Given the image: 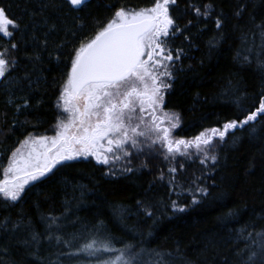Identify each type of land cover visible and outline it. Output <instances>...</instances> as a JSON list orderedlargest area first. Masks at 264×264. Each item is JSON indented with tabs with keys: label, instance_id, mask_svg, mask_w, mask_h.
<instances>
[{
	"label": "trees",
	"instance_id": "1",
	"mask_svg": "<svg viewBox=\"0 0 264 264\" xmlns=\"http://www.w3.org/2000/svg\"><path fill=\"white\" fill-rule=\"evenodd\" d=\"M198 2L213 4L215 13L223 11L229 20L226 35L212 49H209V41L216 35L212 23L214 16L191 27V45L183 37L172 42L173 46L184 47L185 55L175 66L176 79L166 94L164 107L179 113L181 125L176 135L184 139H191L206 129L220 128L224 122L237 117L243 118L264 99L261 97L264 67L243 59L248 54L246 47L254 39L253 45L256 51L263 52L260 59L264 60V50L257 46L262 43V38L259 29L254 27L264 21V0H244L248 7L242 18L232 16L237 0ZM59 3L60 0H0V7H5L22 27L11 39L0 34V49L8 47L11 42L21 45V51L15 54L19 65L7 79L21 78L24 90L12 87L11 95L14 98L29 95L34 106L24 112V116L17 114L15 105L7 102L9 86L0 84V154L33 125L45 126L52 120L51 97L61 78L60 64L72 46L85 33L95 32L98 24H106V17L117 6L138 7L150 4V0H90L81 11L68 17L54 10L52 5ZM42 4H49L43 12ZM184 7L181 0L180 10ZM75 16L81 19H74ZM189 18H192L190 13L181 24ZM45 20L48 24L44 23ZM53 22L58 30L49 35L48 49L42 53V62L37 64L47 82L40 84L39 91L29 93L22 78L32 68L24 54L32 52L33 44L25 45L24 42L29 41L33 33L42 39ZM66 27L71 28L76 36L66 34ZM200 28L204 30L199 31ZM244 40L248 42L246 45ZM58 42H64L60 50L56 47ZM57 51L60 52L59 63L48 56L49 52L55 56ZM35 79L33 75L32 80ZM37 100H43L38 108L35 107ZM19 103L21 101L16 99V104ZM26 119L29 123L21 127ZM252 128L256 129L255 133ZM192 150L193 153L189 154L192 158L177 155L175 160H164L159 145L152 150L145 148L142 154L132 157L131 167L135 171L130 173L121 171L125 161L106 166L97 164L92 158H83L67 162L70 166L58 165L55 176L50 175L28 186L19 201L12 203L0 199V218L10 216L16 221L23 217L25 224L31 222L33 228L43 234L45 224L42 217L51 214L61 218L60 232L66 238L71 233L88 238L102 223L103 234L116 241L115 247L132 244L135 251L145 250L141 264H153L158 260L155 252L164 254L162 264H238L237 251L243 249L246 242L255 248L252 240L257 239L256 233L264 232V114L258 116L254 124L227 134L223 142L215 141V147L209 149V154L217 156L215 164L211 160L200 163L204 153H195V143ZM144 163L147 167L141 166ZM172 166L177 168L175 187L170 186L171 176L167 172ZM110 168L112 174L106 175ZM161 171L165 177L162 181L157 179ZM190 188L193 191L206 188L208 195L196 193L199 203L193 205ZM172 200H177L186 210L173 212L169 206ZM143 206L153 212L151 218L144 214ZM248 233L252 236L247 241L240 238L241 234L247 237ZM20 235L26 233L20 232ZM61 251L67 249L58 246L55 240L51 243L45 241L39 253L41 259L36 260L22 246L10 244L6 252L0 249V264L88 262L84 256L58 257Z\"/></svg>",
	"mask_w": 264,
	"mask_h": 264
},
{
	"label": "snow or ice",
	"instance_id": "2",
	"mask_svg": "<svg viewBox=\"0 0 264 264\" xmlns=\"http://www.w3.org/2000/svg\"><path fill=\"white\" fill-rule=\"evenodd\" d=\"M183 2L185 7L182 10L181 0H153L151 7L139 10L119 7L106 24L97 25L94 36L82 40L72 48L69 70L65 73L55 98V135L29 133L19 142V147L11 153L7 166L3 168L0 199L12 203L19 201L26 186L47 179L50 175L55 176L54 170H58V165L70 166L67 162L80 158L92 157L97 164L106 166L125 161L121 171L134 172L135 169L131 167L132 157L142 154L145 148L152 150L157 145L164 160H175L177 155L187 156V149L195 143L197 151L204 153L200 163L206 164L211 160L215 164L217 156L209 154V149L215 147V141L223 142L227 134L254 124L258 116L264 114V99H261L254 111H249L243 118L226 121L220 128L206 129L190 140L173 137V131L180 127V116L175 112L164 111L165 94L173 88L175 66L185 55V48L173 46L172 42L183 37L191 45V27L201 20L207 22L214 16L212 23L216 35L209 41V49H212L226 35L229 20L223 11L215 13L211 3L201 4L198 0ZM87 3L88 0H60L59 4L52 6L58 14L68 17L81 11ZM47 7L49 4H42L41 12ZM247 7L244 0H237L232 16L242 18ZM189 13L192 18L181 24ZM73 18L81 19L79 16ZM44 23L48 24V21L45 20ZM254 27L259 29L261 49L264 50V21ZM10 29L21 30V25L8 17L6 10L0 7V34L11 39L15 33ZM57 30L58 26L53 22L42 39L33 33L30 40L24 42L25 45L29 42L33 44L32 52L24 54L32 63V68L22 78L29 93L39 91L40 84L47 82L37 64L42 62V53L48 49L49 35ZM65 32L76 36L71 28L66 27ZM56 47L58 50L62 49L64 42H58ZM20 51L21 45L18 42H11L8 47L0 49V82L9 86L7 102L15 105L17 114L34 107L29 95L18 98L11 95L12 87L24 90L21 78L11 82L7 79L19 65V58L15 54ZM247 52L248 55L243 59L250 62L252 48H248ZM261 54L256 52L254 55L258 66L264 67ZM48 56L57 63L60 62L59 51L55 56L49 52ZM33 75L36 77L35 81L32 80ZM33 84L36 85L35 88ZM16 99L21 103L16 104ZM41 103L43 100H37L35 107L38 108ZM165 120L167 126H164ZM27 123L26 119L20 126ZM37 123H40L39 118ZM251 131L255 133L256 129L252 128ZM141 166L147 167V164ZM180 167L183 168V165ZM167 172L171 176L170 186L175 187L177 168L169 167ZM105 174H112L111 168ZM164 178V172L161 171L157 179L162 181ZM151 187L152 184L149 185ZM188 191L192 194L193 205L199 203L196 193L200 196L208 195L206 188H197L195 191L190 188ZM169 206L173 212L186 210L177 200L170 201ZM143 207L144 214L151 218L153 212L149 207ZM42 219L45 224L43 234L35 230L31 222L25 224L23 217L16 221H12L10 216L0 218V249L6 252L8 245L17 244L29 256L40 260L42 244L55 240L58 246L67 249L61 251L58 257L63 255L72 259L84 256L88 258L87 264H141V257L145 254L144 249L135 251L132 244H125L122 248L115 247L116 241L103 234L102 223L96 227L95 234L88 238H83L78 233H71L66 238L60 232V217L49 214ZM20 232H25L26 235H20ZM251 236L252 233H248L247 237L241 234L240 238L247 241ZM256 237L257 239L252 240L255 248L246 242L245 247L237 251L238 264H264V232L256 233ZM154 255L159 259L153 261V264H162L164 254L155 252ZM49 264L55 262L49 261Z\"/></svg>",
	"mask_w": 264,
	"mask_h": 264
},
{
	"label": "rangeland",
	"instance_id": "3",
	"mask_svg": "<svg viewBox=\"0 0 264 264\" xmlns=\"http://www.w3.org/2000/svg\"><path fill=\"white\" fill-rule=\"evenodd\" d=\"M152 3H153V0H150V4L148 3L147 5L146 4H141L140 6H138V7H134V6H123V5H119V6H117V8H119V7H125V8H127V9H130V10H139L140 8H146V7H151L152 6ZM4 9L6 10V8L4 7ZM116 10V9H115ZM115 10H112L111 12H110V14L106 17V23L112 18V16H113V14H114V12H115ZM6 13H7V15H8V17H10L12 20H14V21H16V22H18L17 21V19H14L13 17H12V15H10L9 14V12L6 10ZM19 23V22H18ZM10 30H12V31H14V33L16 34L17 32L19 33L21 30H22V27H21V30H15V29H10ZM94 31H92V32H87V33H85L83 36H82V38L80 39V40H78L73 46H72V48L74 47V46H78V44L82 41V40H85V39H88V38H91L92 36H94ZM253 35H255V34H253ZM254 37V36H253ZM260 38H261V36H259ZM247 41L246 40H244V45H246L247 43H246ZM251 43L250 44H248L249 45V47L247 46H243L242 45V47H246V48H252V50H253V55H251V56H249V59H250V62H248V63H255L256 65H258L257 64V60H256V58H255V53L256 52H258V51H256V49H255V45H253V43H255L256 42V40H251L250 41ZM261 42L260 43H258L257 44V46L258 47H261ZM72 48L70 49V51L68 52V54L66 55V58H65V61H63L62 60V65L60 64V66L62 67V73H61V75H60V80H59V84H58V87H57V90L54 92V94H53V96L51 97L52 98V101H51V105H52V109H53V113H54V116H53V118H52V120L51 121H49L48 123H47V125H40V126H35V127H33L32 129H30V130H26L27 131V133L26 134H24L22 137H19L18 138V140L17 141H15V142H13L12 143V145L9 147V149L8 150H6V152L5 153H1L0 154V178H2V171H3V168L4 167H6L7 166V163H8V161H9V158H10V156H11V153L17 148V147H19V142L20 141H23L25 138H26V136L29 134V133H34V134H37V135H39V134H46V135H49V136H51V135H55V130H54V125L56 124V118H57V109L55 108V102H56V96L58 95V90H59V85L62 83V81H63V79H64V75H65V73L69 70V56H70V53H71V50H72ZM243 51H244V49H242ZM242 52V51H241ZM261 53H263L262 51H260ZM248 55V54H247ZM262 55V54H261ZM10 81V80H9ZM11 82V81H10ZM0 84L1 85H4L5 83H3V82H0ZM5 86L7 87L8 85H6L5 84ZM167 94V93H166ZM166 94H165V97H166ZM263 95H261V97L263 98L264 97V90H263V93H262ZM260 96V95H259ZM254 107V106H253ZM164 111H169V112H175V113H178L177 111H173V110H169V109H166L165 107H164ZM26 113H24V112H22V115L24 116ZM179 114V113H178ZM180 125H181V121H180ZM44 126V127H43ZM164 126H167V121L165 120V123H164ZM180 128V127H179ZM179 128H177V129H175L174 131H173V137L174 138H181V137H179V136H177L176 135V133H177V131H178V129ZM190 140V139H189ZM203 147V146H202ZM187 152H188V155L187 156H190L189 154H191V153H193V150H192V147H190L189 149H187ZM196 152H198L197 150L195 151V153ZM200 152H202V151H200ZM193 156H190L189 158H192ZM88 158H92V157H88ZM80 159H83V158H80ZM92 159H94V158H92ZM119 161H117L116 163H118ZM31 185V184H30ZM30 185H28V186H30ZM28 186H26V188L28 187ZM25 188V189H26ZM84 264H87V262H85Z\"/></svg>",
	"mask_w": 264,
	"mask_h": 264
},
{
	"label": "water",
	"instance_id": "4",
	"mask_svg": "<svg viewBox=\"0 0 264 264\" xmlns=\"http://www.w3.org/2000/svg\"><path fill=\"white\" fill-rule=\"evenodd\" d=\"M88 1H90V0H88Z\"/></svg>",
	"mask_w": 264,
	"mask_h": 264
}]
</instances>
